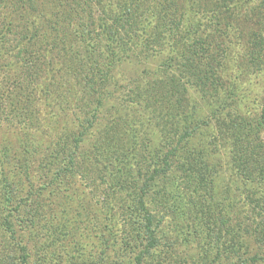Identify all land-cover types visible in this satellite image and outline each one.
<instances>
[{
  "label": "rangeland",
  "instance_id": "1",
  "mask_svg": "<svg viewBox=\"0 0 264 264\" xmlns=\"http://www.w3.org/2000/svg\"><path fill=\"white\" fill-rule=\"evenodd\" d=\"M236 1L64 0L65 26H71L70 31L66 29V41L80 56L70 64L61 49H51L54 34L48 32L40 42L43 50L33 48L31 59L22 57L15 62L19 75L13 73L10 81L0 79V139L6 135L12 143L11 156L18 154L25 162L16 171L20 176L29 173L34 200L49 197L41 190L55 181L59 171H63V177L72 175L70 186L56 196L65 210L52 206L56 207V220L65 219V224L73 220L78 228L76 236L86 232L83 243L88 247V260L90 256L97 259L103 249L99 241L107 237L104 229L110 226H105L106 215L114 219L111 232L115 240L107 257L113 259L114 250L127 237L123 229L128 228V222L121 210L119 213L115 194L110 193L109 173H127L131 179L140 176L138 182L144 183L149 173L139 170L147 171L151 159L159 157L161 161L172 147H182L179 141L188 134L195 153H201L204 147L210 151L214 148V154L218 151L212 160L210 155L202 160L216 164L211 168L214 197L209 196L203 204L206 195L199 191L195 205L187 208L185 215H178L180 212L170 207L171 200L161 199L156 207L157 215L164 217L156 233L161 245L141 264H238L226 255L230 253L229 239L240 235V249L248 250L241 258L263 249L254 240L257 233L250 234L252 230L247 227L255 225L251 219L260 211L259 206L264 207V199L254 197L259 193L264 197V170L254 173L259 179L248 180V186L255 188L254 194L243 179L249 162L256 164L264 158V0H242L241 5ZM44 12L32 18L41 21L50 14L49 10L46 15ZM236 15L242 19L237 20ZM228 23L239 28L233 50L228 47L227 35L233 30ZM109 25H114L128 44L124 46L129 49L123 50L129 58L124 54L112 58L113 53L120 55L122 47L108 37ZM185 41H191V45L193 41L206 42L204 70L191 75L182 93L174 95L164 83L175 86L167 72L177 75L190 67ZM17 77L22 82L21 91L17 90L19 82H12ZM36 79L40 82L34 84ZM105 96L107 105L102 107L98 125L87 127L85 120L90 118L98 97ZM113 97L119 102L110 109ZM109 124L112 134L105 137L103 127ZM21 128L35 142L32 151L25 152L19 145L24 140ZM132 131L136 132L135 143ZM72 142H77L78 149ZM70 149L77 150L73 171L67 172L63 169L69 157L63 156ZM246 155L252 157L247 160ZM3 157L0 152V159L5 160ZM239 159L245 162L241 164ZM167 160L172 164L170 173L179 176L182 191V175L187 169L180 167L177 156ZM11 166L12 161H5V171ZM119 167L121 171H117ZM158 184L165 185L164 179ZM67 192H74V201L68 199ZM157 197L160 200L159 193ZM252 208L254 211L249 213ZM261 212L256 220L263 218L264 224V210ZM79 219L82 222H77ZM44 222L42 219L40 225L33 226L37 239L48 231ZM17 227L22 234L29 229L25 224Z\"/></svg>",
  "mask_w": 264,
  "mask_h": 264
},
{
  "label": "trees",
  "instance_id": "2",
  "mask_svg": "<svg viewBox=\"0 0 264 264\" xmlns=\"http://www.w3.org/2000/svg\"><path fill=\"white\" fill-rule=\"evenodd\" d=\"M241 2L242 0H240V2L239 0L236 1V3L240 5ZM1 7L3 9L0 11L6 13H0V79L6 78L7 81H10V79L14 78L13 73L19 75V73L16 72L17 67L15 62L22 57L31 59V50L33 48L38 49V52L43 50L41 49L40 42L47 36L48 32L54 34L53 38H51V42L53 43L51 49H61L63 52L62 54L67 56L70 64L74 59L80 56L79 51L70 46V41H66V29H71V26L70 24L65 26L66 16L64 0H0V8ZM43 10H45L44 15H46L47 10H49L50 14L41 21L40 19L32 18L35 14L40 16ZM236 16L237 20L242 19L241 16ZM22 21H25V23H21ZM227 25L233 29H231V35H227V41L229 42L228 47L230 50H233V46L236 44L235 36L239 28H235L232 23H228ZM108 29H110V35L108 36L110 40L114 42L115 45L122 47L120 48V55L113 53L112 58L122 57L123 54L127 56L126 58H129L128 54L123 50L129 49L128 46H124L128 44L121 35L117 33V28L114 25H109V27H107V30ZM10 34L13 35L12 38H9ZM64 39L65 42L63 41ZM146 41L149 45L150 38H147ZM191 41L189 44L185 41L188 49L186 52L188 57L187 63L190 64L188 70H184V72L178 71L177 75H175L173 71L167 72L175 81V86L168 82L164 83L165 88L170 94L176 95L179 92L182 93L183 87L189 82L190 76L199 75L204 70L205 64L202 55L204 52V43L206 42L193 41V45H191ZM3 60L5 61L4 63H2ZM19 80V77H17L14 81L12 80V82H19L17 90L21 91L23 87L22 82ZM38 82H40L39 79H36L34 84ZM118 102L117 98L113 97L108 107L110 109H115ZM104 105H107L106 96L103 98L98 97L90 118L85 120L87 127L91 128L98 125L100 114H103L104 111L102 109ZM23 109L25 108L22 106V110ZM53 118L55 120V117ZM261 119L264 121V107L261 110ZM6 124L12 125L8 122ZM111 129L110 124L108 127H103V134L105 137L107 134L108 136L112 134V131H109ZM19 132L21 137H24V140H22L19 145L21 144L23 146L25 152L32 151L33 149L30 147H32L35 142L31 134H29L26 129L22 128L19 129ZM207 132H210V129H207ZM135 134L136 132L132 131L131 139L135 137ZM191 141L188 134L187 138H183L179 141L183 143L182 147H172L163 155L164 158L161 161H159V157L157 159H151L150 168H148L147 171L139 170L138 172L145 173V175L149 173L146 178L148 180L144 181V183L138 182L137 178H140V176L131 179L127 176V173H125V176H122L121 172L109 173V177L112 180L109 186L111 189L110 193L113 192L115 194V198L118 200L117 208L119 213L121 210L124 214L123 217H125V220L128 222V228L123 229L127 237L125 241L122 242L123 244L121 247L114 250V255L116 254L115 257H113V259L107 257L106 252L108 254L110 245L114 247L115 240L111 232V224H113L111 222L114 219L106 215L107 222L105 226H107V224L110 226L108 229L106 227L104 229L107 230V237H102L99 241L103 249L97 259H93L90 256V260H88V247L86 243H83V240L86 238V232H84L85 234L82 232L76 236L78 228L73 223L72 219L67 220L66 224L65 219L63 221L55 219L57 215V206L60 208V211L65 210V206L59 204L56 196L70 186L72 175L70 177H63V171H59L54 179L55 181L48 187L44 185L41 190L42 192L46 191L49 197L45 198L42 196V201L34 200V190L29 178V173H23V175L20 176L18 175L20 172L18 171L17 173L16 171V168H22L25 162L22 163L18 154L11 156L10 152H13L12 143L8 141L5 135L0 139V152L3 153V158L5 159H0V264H141L145 257L149 258L154 251H157V247L161 245L157 241L156 235L157 229H160L159 225L164 218L163 216H158L156 212L157 205L162 202L161 199L171 200L172 205L170 204V207L174 211L180 212L178 215H185L187 208L189 209L190 206L195 205L194 202L197 200L196 194L199 191H204L203 194L206 195L204 198L205 200L202 201L203 204L208 201L207 199L209 196L211 198L214 197L215 188L211 168L216 164L214 162L209 164L207 161L205 164L202 160L205 157L208 158L209 155L212 160L213 156L218 154V151L214 154V148L210 151V149L207 150V148L204 147L201 153H195V149L193 150L194 143ZM133 142H136L135 138ZM73 144L78 149L77 142ZM158 148L159 146H156L155 150L157 151ZM77 149L66 150L67 153H64L63 158L68 155L69 161L67 162V167L63 170H67V172L73 171V166L75 165L73 154ZM172 156H175V158L177 156L178 162L181 165L180 167H186L187 169V172L182 175V191L180 190L181 183H179V176L172 173L173 176L170 173L172 164L167 160V157L169 158ZM246 156H248L247 160L252 157V155ZM5 161L7 164L12 161L13 164L8 172L5 171ZM239 161H241V164L245 162L241 159H239ZM163 162H165L164 167H160V163ZM263 162L264 158H262V161L258 162L260 164H254L252 160L249 162L248 167L244 169L246 171V176L245 179H243V184L247 186L250 193L254 194L253 190L255 188L251 185L248 186V180L249 178L259 179L258 175L254 173L263 172L264 166L261 165ZM252 164L253 167H250ZM117 171H121V168H117ZM262 176H264V173H262ZM163 179L165 185L162 186V184L158 183H163ZM176 179L178 183L175 182ZM194 184H196V186ZM125 189V193H122ZM158 193L160 194V200H156L158 198ZM74 195V192H67L69 200L74 201ZM247 197H249L248 194ZM254 197L257 199H264L262 195L260 196V193L255 194ZM53 204H56L55 208L52 206ZM167 204L168 202L165 203V205ZM259 208L260 211L258 210V214L261 215V210H264V207L259 206ZM254 209L255 208H252L249 213L253 212ZM79 214L80 212L77 213V215ZM258 214L251 219V222L254 221L255 225H253V227H251L252 225H248L249 227L247 228L252 230L250 234L257 233L254 240L260 247H263V249H257L250 255L241 258V254H247L248 252L247 249H240V246L243 245V236L241 237L240 235L234 240H232V238L229 239L230 244H228V246L230 248V253L226 255V257L231 256L230 258H235V261L240 262L238 264H264V224H261L263 218L260 221L256 220V217H259ZM42 219L46 221L44 225L48 231L46 235L42 234L41 239H37V231L33 226L40 225ZM246 220L248 221V219ZM78 221L82 222L80 219L77 220V222ZM16 223L27 225L29 228L28 230L25 229L27 233L23 232L22 234L18 232V224L16 225ZM245 223L246 221L244 224ZM238 224H240V222H238ZM42 228H44V226ZM234 233L235 232H232L231 235L233 236ZM24 234H27V237ZM207 244L208 247L213 248L212 244ZM213 260L214 259H212V261ZM231 262L234 261H230L229 264H233Z\"/></svg>",
  "mask_w": 264,
  "mask_h": 264
}]
</instances>
